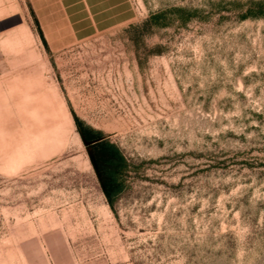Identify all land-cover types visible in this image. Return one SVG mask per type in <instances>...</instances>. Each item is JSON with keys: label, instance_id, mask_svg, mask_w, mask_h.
Returning <instances> with one entry per match:
<instances>
[{"label": "rangeland", "instance_id": "obj_1", "mask_svg": "<svg viewBox=\"0 0 264 264\" xmlns=\"http://www.w3.org/2000/svg\"><path fill=\"white\" fill-rule=\"evenodd\" d=\"M93 1L0 0V264H264V0Z\"/></svg>", "mask_w": 264, "mask_h": 264}, {"label": "crops", "instance_id": "obj_2", "mask_svg": "<svg viewBox=\"0 0 264 264\" xmlns=\"http://www.w3.org/2000/svg\"><path fill=\"white\" fill-rule=\"evenodd\" d=\"M59 1H60L61 6L63 7V9L65 10L66 16L68 18H70V14H69L67 8H69V5H71V4H77L78 3L79 9H77L76 11L81 13L80 11L83 10L84 12H87L86 15H90L92 19H93V16L95 15V13H98L99 11H102V10L109 7V6L108 7L100 6V7L95 8V2L93 0H59ZM100 1L101 2L104 1L105 4H107V2H108V0H100ZM83 18H85V16H82L80 19H83ZM71 24H73V22H71ZM76 31H77V29H76ZM5 264H10V263H8V261L5 259Z\"/></svg>", "mask_w": 264, "mask_h": 264}, {"label": "trees", "instance_id": "obj_3", "mask_svg": "<svg viewBox=\"0 0 264 264\" xmlns=\"http://www.w3.org/2000/svg\"><path fill=\"white\" fill-rule=\"evenodd\" d=\"M77 126L79 129V132L81 133V135L84 139H90V138L94 137L95 134L97 133L96 130L90 131V130L86 129L85 127H82V125L79 122H77ZM108 147L110 149L112 146L107 142L101 141V142L97 143V148L99 149V151H105L106 148H108ZM109 151H111V153H112V148ZM110 189H111V185L109 183H106L104 186V194L107 197L108 201L110 203H112V201H111L112 192Z\"/></svg>", "mask_w": 264, "mask_h": 264}]
</instances>
